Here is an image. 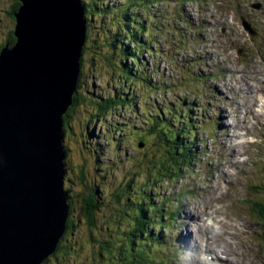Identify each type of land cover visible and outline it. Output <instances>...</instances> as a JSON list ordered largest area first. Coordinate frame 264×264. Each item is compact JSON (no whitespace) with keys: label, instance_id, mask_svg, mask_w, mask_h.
<instances>
[{"label":"rangeland","instance_id":"374dc122","mask_svg":"<svg viewBox=\"0 0 264 264\" xmlns=\"http://www.w3.org/2000/svg\"><path fill=\"white\" fill-rule=\"evenodd\" d=\"M13 2L0 0V43L6 41L11 24L15 27L7 16ZM107 2L119 10L124 0ZM258 2L262 7L253 9L252 4ZM132 11L146 19L151 32L141 37L155 41L154 45L148 42V51L140 50L145 70L129 60L125 63L136 75H123L118 61L103 63L99 48L86 40L81 78L86 100L81 96L71 128L65 130V186L73 193L74 218L81 216L76 192L83 190L85 182L97 183V224L92 237L86 227L76 226L75 234L62 240L58 256L49 255L41 264H138L129 260L130 252L127 260L118 248L125 238L134 239V248H143L140 237L128 233L136 228L138 212L143 216L142 229L152 232L153 240L158 235L163 239L162 249L145 255L148 260L156 258L148 264L158 260L205 264L206 258L211 260L205 251L206 238H197L194 250L185 228H192L195 237L197 223L193 221L200 213L196 208L200 202L208 203L210 194L220 197L214 204L221 209L218 219L237 228L242 256L250 255L248 264H264V223L252 215L251 208L263 199L260 190L264 187V82L260 83L264 78V0H153L148 6L136 3ZM90 18L94 38L100 31V18L98 14L95 20ZM249 26L258 32L254 40ZM185 35L195 41L192 46L184 41ZM147 78L155 88H147ZM112 93L124 94L126 102L98 117L94 103ZM247 113L252 115L243 123ZM159 114L165 133L173 137L185 131L186 123L193 124L192 133H187L193 159L169 181L162 169L156 171L165 159L164 140H155V134L149 133L150 121ZM228 139H233V150L230 145L222 148ZM186 143V138H179L170 143V150L178 152ZM235 160L237 165L232 164ZM78 167L84 173H78ZM226 171L232 174L227 181ZM141 203L149 213L140 208ZM186 210L196 217H183ZM174 212L178 215L172 217ZM201 217L207 226L219 227L207 215Z\"/></svg>","mask_w":264,"mask_h":264},{"label":"water","instance_id":"95a60500","mask_svg":"<svg viewBox=\"0 0 264 264\" xmlns=\"http://www.w3.org/2000/svg\"><path fill=\"white\" fill-rule=\"evenodd\" d=\"M19 2L16 42L0 51V264H41L70 213L63 117L88 27L83 0Z\"/></svg>","mask_w":264,"mask_h":264},{"label":"trees","instance_id":"16d2710c","mask_svg":"<svg viewBox=\"0 0 264 264\" xmlns=\"http://www.w3.org/2000/svg\"><path fill=\"white\" fill-rule=\"evenodd\" d=\"M106 1V2H105ZM83 2L86 4V19H87V40H91L92 44H94L95 47H98L100 50V57L102 59V62L110 63L112 62L116 66H118V71L122 73L123 75L127 74V76L136 75V72L134 71L133 67L129 66V64L125 63L129 60L137 64L139 69L145 70V65H143L144 60H142L141 54L142 51L145 50L148 51V42L150 41L151 45H154L155 41L150 40H144L145 37H141L142 34H150V30L147 28V25L145 24L146 19H142V17L137 14L136 12H133L132 9L135 6V4L141 2L143 6H148L150 3H153V0H124L123 4L119 5V10L112 6L110 4L108 6L107 0H83ZM105 3V4H104ZM149 3V4H148ZM20 2L19 0H14L12 5L7 11V16L11 20L10 24L13 21H15L14 13L19 9ZM136 8V7H135ZM98 14V17L100 18V25L99 27V33L98 35H94L92 38V32L94 30V26H91V18L94 19V16ZM111 22L107 24V22ZM196 22L192 24V26H195ZM133 26L134 29H132ZM188 26V25H187ZM187 26H182L184 30H188ZM15 27L11 28L6 32V41L0 44V51L1 49L7 45L12 46L16 42V37L14 35ZM187 34V32H184ZM186 39L184 41L189 45L192 46L195 41H191L189 39L188 35H185ZM177 38H172V40L175 41ZM125 40V41H124ZM135 44L136 46H134ZM176 43L174 42L172 45L174 46ZM133 45V46H130ZM87 46L85 45L83 48V55L81 59V75L78 87L73 95L72 104L67 110V112L64 115V145H65V130L70 129V123L71 120L74 118L75 113V105L80 101L81 96L82 100H86L84 93L81 90L82 87V79H83V72H82V65L85 60L84 54L87 53ZM132 47H135L132 49ZM93 57L91 58V64L94 65ZM93 61V62H92ZM145 63V62H144ZM176 68L178 66L176 65ZM135 77V76H134ZM82 78V79H81ZM148 80V89L155 88L156 85H154L151 81ZM84 83V82H83ZM142 83V82H141ZM86 84V82H85ZM80 88V89H79ZM83 94V95H82ZM93 102V99H92ZM126 102V96L124 94L120 93H112L110 96H105L104 98L99 99L96 101L95 107L96 111L98 112L99 116H106L107 112L115 107H120ZM186 113V112H185ZM162 114V112H161ZM159 114V118L152 119L151 125L149 127V133L152 135V133L155 134V140L163 139L165 144V155L163 156L165 159L162 160L161 166L159 169H156V171L160 172L161 169L164 171L165 174H167L166 181H169V179L173 175H179L181 173V169H185L188 167V163L191 162L193 157L190 156L189 150L187 149L190 147L188 137H191L190 134L192 133L191 129H193L192 123H186L187 126L185 128V131L179 136L177 133L173 137L170 134L165 133L164 126L162 124L163 117ZM186 136H185V135ZM179 138H186L187 143L183 144V147L180 148L178 152H175L170 150V143L174 141H178ZM176 147V146H175ZM168 155V156H167ZM190 156V157H189ZM189 158V159H187ZM65 163V161H64ZM160 164V163H159ZM158 164V165H159ZM66 165V163H65ZM66 170V167H65ZM154 169L151 168V172ZM84 173L81 169V167H78V173ZM159 177V175H158ZM151 180V179H150ZM65 178H64V189L68 191L69 189L65 186ZM87 185L84 186L83 190L80 192H76V196L78 197V200L80 203L78 206L80 207L79 211L81 216L79 218H74L73 211L76 210V208L73 205V201L69 198V204H70V213L67 219V227L66 231L61 238L56 251L54 252V255H57V253L60 251V244L62 243V240L65 239L66 236L69 234L74 235L75 233L74 228L77 226L78 229L83 227L85 230V227L87 228L88 234L92 237L93 234V227L96 226V215L98 211V185L97 183H91V182H85ZM69 187V186H68ZM262 194L261 201H258L253 206V211L256 212L257 216L264 222V187L260 190ZM71 196V195H70ZM73 196V193H72ZM119 198V197H118ZM132 202L134 201L131 198ZM140 208L144 211L150 212L147 208L144 207V204H140ZM156 210L153 207V212ZM178 215V212H174L171 216L175 217ZM76 216V215H75ZM142 212H138L135 216V224L136 228L134 230H129L130 236H136L138 235L140 237L139 243L143 244L142 247L134 248L135 243L134 239H127L125 238V241H123L122 244L118 245L120 253L124 254L128 260L127 254L130 252V258L129 260H136L138 264H148V262L151 263L152 260H156V258H152L150 260L145 258V255H148L153 250H159L162 249V243L163 239H161V235L155 237V241L152 239L153 233H148L147 230L142 229V222H141ZM151 217H155V215H151ZM85 222L82 226L81 223ZM164 226V225H163ZM82 231V229L80 230ZM79 231V232H80ZM137 232H140L138 234ZM149 236L150 238L144 239L145 237ZM147 240V241H146ZM128 242L126 244L125 242ZM148 245V246H147ZM110 247V246H109ZM124 250V252H123ZM139 251L140 254H135V252ZM53 256V255H52ZM58 256V255H57ZM49 259V258H48ZM156 264H162L161 260H158Z\"/></svg>","mask_w":264,"mask_h":264},{"label":"bare ground","instance_id":"6f19581e","mask_svg":"<svg viewBox=\"0 0 264 264\" xmlns=\"http://www.w3.org/2000/svg\"><path fill=\"white\" fill-rule=\"evenodd\" d=\"M133 66H135V65H133ZM187 77H189V76H187ZM260 79H261L260 83L264 82V78H260ZM255 88H257V87H255ZM261 100H264V97L262 95H261ZM224 115L229 116L228 113L227 114L224 113ZM251 115H252V113L251 114L247 113L246 117L242 120V122L248 123V118H250ZM259 119H257V121ZM231 136L228 138H231ZM232 141H233V139L232 140L228 139L227 142H225L226 145L224 147L222 146V148L229 147V145H230L231 150H233L234 145L232 144ZM229 142H231V143L229 144ZM222 148H220V149H222ZM241 153H239V154L236 153L235 156H239ZM232 164L237 165L238 160L233 161ZM223 175L225 176L224 177L225 181L229 180L232 177V174H230L228 171L223 172ZM217 190H218L219 194L223 193V186L219 187ZM208 198H210L208 203H207V200H205L206 203L200 202L198 207L196 208V211L200 212V213H198L199 215L197 217L195 215L187 213L190 211L186 210L184 212L185 214L183 217H187L188 219L196 217V220H194L193 222L197 223V226L193 231L195 234V237L192 233V228L191 229L185 228V230L187 229L188 233H189V237L187 239L189 244L195 250V248L196 249L198 248V239L197 238H199L200 240H204L206 238L207 244L205 247V251L208 253L207 257H211V261L208 258H206L204 261L205 264H213L212 261L220 262L219 264H248V257L250 255L242 256V250H241L239 243H238L239 238L236 236L237 228L232 223L230 225H228L227 223L218 219L221 215V209L218 205H214V204L219 203L217 200L220 197L214 196L213 194H210V196ZM202 214L207 215L208 216L207 219H212L214 222L218 223L219 227L216 228L214 226H211V227L207 226L204 219H202V217H201ZM199 220L202 223L199 224V222H198ZM243 225H245V222H243ZM202 226H205V227H202ZM242 231L245 233L247 231V229L243 228ZM231 239H236V241H232ZM248 252H250V251H248Z\"/></svg>","mask_w":264,"mask_h":264},{"label":"flooded vegetation","instance_id":"af4514ba","mask_svg":"<svg viewBox=\"0 0 264 264\" xmlns=\"http://www.w3.org/2000/svg\"><path fill=\"white\" fill-rule=\"evenodd\" d=\"M1 44V43H0ZM8 44V43H7ZM66 177V176H65ZM71 194H70V192H69V198L71 199V197H72V195L70 196Z\"/></svg>","mask_w":264,"mask_h":264}]
</instances>
